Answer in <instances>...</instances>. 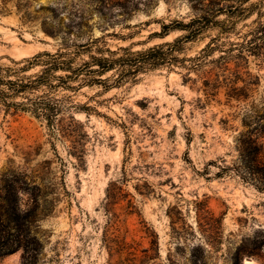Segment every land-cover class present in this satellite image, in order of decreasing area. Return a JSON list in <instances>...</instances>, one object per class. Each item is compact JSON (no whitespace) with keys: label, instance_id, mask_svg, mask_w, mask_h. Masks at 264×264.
I'll use <instances>...</instances> for the list:
<instances>
[{"label":"rangeland","instance_id":"obj_1","mask_svg":"<svg viewBox=\"0 0 264 264\" xmlns=\"http://www.w3.org/2000/svg\"><path fill=\"white\" fill-rule=\"evenodd\" d=\"M16 4L0 0V65L55 52L43 25L82 23L79 42L104 36L110 50L135 51L174 41L181 33L159 38L161 24L192 15L188 0H32L28 19ZM121 4L140 9L122 14ZM231 4L251 7L236 42L264 23V0ZM205 42L185 44L180 56ZM250 72L259 77L252 100L262 103L264 67L252 62ZM190 78L175 66L110 90L61 92L72 103L64 133L0 110V195L8 186L29 216L23 247L0 264H264V192L216 176L237 157L243 104L223 92L206 101Z\"/></svg>","mask_w":264,"mask_h":264},{"label":"trees","instance_id":"obj_2","mask_svg":"<svg viewBox=\"0 0 264 264\" xmlns=\"http://www.w3.org/2000/svg\"><path fill=\"white\" fill-rule=\"evenodd\" d=\"M22 1L17 0L16 7L18 11L25 10L28 19L27 7L32 0ZM188 1L192 15L187 20L161 24L159 38L174 31L181 33L178 38L135 51L132 47L110 50L104 36L79 42L74 28L79 29L82 23L73 27L43 25L45 35L58 41L56 51H43L20 62L12 60L11 65H0V110L6 115L30 113L44 120L52 132L64 133L62 116L72 103L71 96L60 95L61 92L75 93L92 86L110 90L135 82L140 74L180 66L187 71L189 80L193 73L202 82L200 90L206 101L223 92L226 103L243 104L240 111L243 130L235 140L237 157L216 176L231 173L264 192V102L252 100L259 77L250 72L252 62L264 67V23H258L241 41L234 42L230 37L236 24L249 14L251 7L231 4L235 0ZM120 9L122 14L130 15L140 8L137 4H121ZM194 42L205 44L193 57L180 56L185 44ZM35 68L38 69L35 73L27 75ZM68 118L74 121L72 116ZM4 192V197L0 195V258L23 247V239L27 237L22 234L23 227L29 222V216L20 212L8 186Z\"/></svg>","mask_w":264,"mask_h":264}]
</instances>
